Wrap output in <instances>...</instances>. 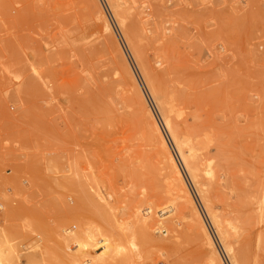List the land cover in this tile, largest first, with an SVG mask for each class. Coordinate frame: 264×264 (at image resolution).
I'll return each mask as SVG.
<instances>
[{
	"label": "rangeland",
	"instance_id": "rangeland-1",
	"mask_svg": "<svg viewBox=\"0 0 264 264\" xmlns=\"http://www.w3.org/2000/svg\"><path fill=\"white\" fill-rule=\"evenodd\" d=\"M112 1L0 0V264H123L117 234L130 264H233L206 203L238 262L264 264V0ZM133 46L194 146L205 203ZM138 92L199 221L183 199L184 216L152 210L166 161Z\"/></svg>",
	"mask_w": 264,
	"mask_h": 264
},
{
	"label": "bare ground",
	"instance_id": "bare-ground-1",
	"mask_svg": "<svg viewBox=\"0 0 264 264\" xmlns=\"http://www.w3.org/2000/svg\"><path fill=\"white\" fill-rule=\"evenodd\" d=\"M109 2H110V0H108ZM112 0H111V5H112ZM119 4V3H118ZM97 5V4H96ZM113 10H114V15H116V18H117V20H118V24L120 23V25L123 27V28H125V30H126V22H125V15H124V12L121 10V8H120V5H116V4H114L113 3ZM101 14V13H100ZM101 20H102V25H103V29H104V31L106 30V31H108V30H110V24L108 23V20H106V18L104 17V16H102V14H101ZM131 23V22H130ZM128 25V24H127ZM129 28V27H128ZM129 29H131V28H129ZM132 30V29H131ZM129 33H130V31L129 30H127ZM136 33V32H135ZM139 33V32H138ZM109 34V33H108ZM111 34H112V32H111ZM130 35H137V33L136 34H131L130 33ZM139 35V34H138ZM140 36V35H139ZM139 36L137 37V36H134V37H136L137 38V40H139L138 38H139ZM142 37V36H141ZM129 40L131 41V43H132V40H135L134 38L133 39H131V37H129ZM137 40H136V42H137ZM134 42L135 41H133V44H131V45H134ZM135 42V43H136ZM139 42V41H138ZM139 44V43H138ZM136 45V44H135ZM137 46H139V45H137ZM116 48H117V46H116ZM132 48H134L133 49V51H135V53L137 54L136 55V57H137V59H138V62L141 64V67H142V70H143V72H144V75L146 76V78L148 79L147 80V82L149 81V86H150V89H151V91H152V93H153V96H154V98L156 99V102H157V105H158V107H159V109H160V111H161V113H162V116H163V119H164V123H165V125H166V127H167V129H168V131L170 132V135H171V137H172V140H173V143H174V146L176 147V149H177V152H178V154H179V156H180V158H181V160H182V162H183V164L185 165V167H186V169L189 171V173H190V178H191V180H192V182L196 185V188L198 189V193H199V195H201V197H202V199H204V203L205 202H207V200H206V197H205V191H204V189L202 188V186H203V181L201 180V171H202V169L200 168V165H198V161H197V158H196V153H195V149H194V146H192V145H190V143L188 142V139L182 134V133H180L179 131H177L176 129H175V127L173 126V124H172V119H173V117L171 118V116L172 115H170V109L166 106V104H165V102H164V99L165 98H162L163 96H161V92H160V89L161 88H159V86H158V84H157V82H156V79H154V74H153V76L151 75V72H149V71H151L152 69L151 68H148L147 67V63L145 62V61H143V59H142V53H140L138 50H137V48L135 47V46H133ZM140 48V47H139ZM118 50V49H117ZM147 64H145V63ZM149 62V61H148ZM126 65V64H125ZM150 69V70H149ZM153 73H155V72H153ZM130 76V75H129ZM133 76V75H132ZM131 77V76H130ZM132 78V77H131ZM156 78V77H155ZM131 81H132V79H131ZM133 84H134V82H133ZM164 93V92H163ZM138 94V99H139V101L142 103V106H143V109H144V112H142V113H145L143 116H145L146 118H147V120H148V124L150 125L149 126V129L148 130H146L145 128H146V126L148 125H145L146 124V122H144L145 124H144V129H145V131H144V133H146V138L150 141V140H152V139H156L157 140V142H158V144L160 145V149H159V152H158V154L159 155H161V157L162 158H164L165 159V161H166V167H161L162 169H164V170H162L160 167H159V169H160V171H163V172H165V173H163L164 174V177H165V181H166V183H165V185H166V187H167V189H166V192H165V196H164V199H165V201H164V203H161V204H157V206L156 207H154L152 210H153V212H156V211H154L155 210V208L157 209L158 207H160V211H163L162 213H164L165 211L167 212V210H165L168 206L170 207V206H172V209H177L176 210V212H177V214L178 215H185V211L184 210H186V208L187 207H185V206H190L189 208L193 211V215H194V217H196L197 219V221H199V219H201V218H199V213H198V211H197V209L195 208L196 206L194 205V203H193V198H192V196H191V193H190V191L188 190V188H187V185L185 184V181H184V179H183V177H182V173H181V171H180V169H179V167H178V165H177V163H176V161H175V159H174V157H173V155H172V153L170 152V150H169V147H168V145H167V143H166V140L164 139V137H163V135H162V133H161V130H160V128H159V126H158V124H157V122H156V120H155V118H154V116H153V114H152V112L150 111V109L148 108V106H146L145 105V103L146 102H144L145 101V99H143L142 98V96L139 94V92L137 93ZM163 95V94H162ZM165 96V95H164ZM144 100V101H143ZM167 100V99H166ZM165 100V101H166ZM172 107V106H171ZM142 109V108H141ZM173 109V108H172ZM144 119V118H143ZM146 120V121H147ZM144 121V120H143ZM142 128V127H141ZM165 168H167V170H165ZM207 173L208 174H210L211 173V170H210V168H207ZM163 174H161V175H163ZM163 178V177H162ZM163 180V179H162ZM89 194V193H88ZM98 194V193H97ZM100 196V195H99ZM86 197V196H85ZM84 197V198H85ZM93 198V197H92ZM181 199H183V205L184 204H186L185 206H183V205H179V206H182V207H176V208H173V205H175L176 206V204L178 205L179 203H178V201L179 200H181ZM87 200H88V196H87ZM86 200V201H87ZM86 203V202H85ZM169 203V205H167ZM99 204L101 205L102 203H100L99 202ZM97 205V204H96ZM95 205V206H96ZM206 205H207V211H208V215H209V217H210V219L212 220V222H213V225H214V227L216 228V232H217V234L219 235V238H220V240H222V242L221 243H223V249L227 252V254L228 255H230V258H231V260H232V263L233 264H240L239 262H238V260L235 258V256L236 255H234V253H233V250L234 249H232L233 247H231V244H230V241H229V238H228V231H227V229L225 228V227H223L222 226V224H221V220H220V218H219V220H218V216L214 213V211H213V206L211 207V205H209L208 203H206ZM205 205V206H206ZM97 206H99V205H97ZM102 206V205H101ZM103 207H105V205L103 204ZM169 207H168V209H169ZM100 208V207H99ZM99 208H97L96 207V209H99ZM106 208V207H105ZM183 208H185L184 210H183ZM189 208H187L188 210H189ZM102 209V208H101ZM104 209V208H103ZM171 209V210H172ZM158 210V211H159ZM98 211V210H97ZM104 211V210H103ZM173 211H175V210H173ZM192 211H191V214H192ZM152 212V211H151ZM175 212V213H176ZM100 214V213H99ZM183 215V216H184ZM176 216V215H175ZM180 217V216H179ZM179 220V219H178ZM177 220V218H176V220L175 221H178ZM201 221V220H200ZM199 223V222H198ZM197 223V224H198ZM201 223V222H200ZM158 225H159V223H158ZM161 225V224H160ZM200 225V224H199ZM201 226V228H202V230H203V232H204V234H205V238L207 239V242L209 243L208 245H212V238H210L209 237V233L208 232H206L207 230L204 228L205 227V225H203V223L200 225ZM200 226H199V228H200ZM206 230V231H205ZM208 233V234H207ZM126 234V233H125ZM85 235H86V239H88V240H86L85 241V243L87 244V245H92V246H94V248L96 247V248H98L97 246H95V245H97L95 242H92V239L94 238V234H93V232H90V231H88V232H86L85 233ZM119 237V235L117 234L114 238H112V240H111V247H113L114 249H116L117 250V252H120V254H122V259H121V262L123 263V264H130L131 263V261L132 260H134V259H132L133 257L131 256V255H129V254H125L124 255V252H121L122 251V247H121V244L120 243H118V242H116L117 241V238ZM94 241H95V239H94ZM206 242V243H207ZM100 247H102V246H100ZM213 252V251H212ZM236 253V252H235ZM212 255V254H211ZM237 257V256H236ZM134 258H135V256H134ZM240 258V257H239ZM242 258V257H241ZM240 258V259H241ZM214 259H216V264H219L220 262H219V259H218V257L216 256L215 258H213L212 260H214ZM215 261V260H214ZM241 261V260H240ZM242 264V263H241Z\"/></svg>",
	"mask_w": 264,
	"mask_h": 264
}]
</instances>
